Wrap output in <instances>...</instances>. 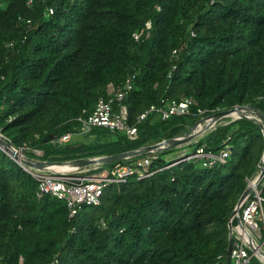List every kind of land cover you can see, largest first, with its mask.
I'll list each match as a JSON object with an SVG mask.
<instances>
[{
    "label": "trees",
    "instance_id": "16d2710c",
    "mask_svg": "<svg viewBox=\"0 0 264 264\" xmlns=\"http://www.w3.org/2000/svg\"><path fill=\"white\" fill-rule=\"evenodd\" d=\"M146 22L149 37L134 41ZM130 76L122 105L135 139L93 128L95 145L52 143L78 135L77 119ZM185 98L194 102L189 114L151 113L136 124L150 106ZM240 106L264 116V0H0V134L16 149L42 152L30 158L112 156L184 136L198 109L206 116ZM226 145V162L212 168L190 159L157 171L174 162L164 159L172 150L162 151L152 176L108 186L98 207L73 218L63 201L38 199L34 179L0 148V264H214L259 171L261 128L245 118L217 125L190 154Z\"/></svg>",
    "mask_w": 264,
    "mask_h": 264
},
{
    "label": "built area",
    "instance_id": "2783aa9c",
    "mask_svg": "<svg viewBox=\"0 0 264 264\" xmlns=\"http://www.w3.org/2000/svg\"><path fill=\"white\" fill-rule=\"evenodd\" d=\"M30 4V1L28 2ZM48 14L53 13V8L46 7ZM150 23L146 22L141 32L132 35L134 41H139L142 35L149 37ZM177 51L174 50L172 55L175 56ZM134 76H130L120 88H114L109 85L107 88V97L99 98L91 114L81 116L77 119L79 122L78 135H87L93 128H105L111 132H124L128 139L133 140L137 137L136 125L129 126L126 124L127 109L122 102L128 92L133 88ZM191 98H185L181 101H162V106H150L137 118L138 124L144 120L147 115L156 113L162 120H167L172 116H183L189 114V108L193 105ZM116 106L117 108H113ZM83 114H85L83 112ZM204 110H197L199 117L204 116ZM73 134H64L52 141L57 146L69 142ZM0 138L2 135L0 134ZM164 141V140H162ZM16 149V148H15ZM29 148L17 149L20 155H24L23 150ZM30 150V149H29ZM36 150H31L35 154ZM23 153V154H22ZM156 152H150L136 162L131 161L128 164L116 168L111 173L96 175H79L74 170L68 172H54L49 168L43 170L33 169L20 165L36 182L38 199L44 196H52L57 200L63 201L69 210V218L76 216L83 206L98 207L101 204V198L104 190L112 184L126 182L128 178L136 176L137 179H144L154 174L150 170L152 162L157 159ZM36 155V154H35ZM229 156V146H225L218 153H206L198 149L194 154L187 157L175 158L172 164L162 169H168L182 161L198 160L203 168H212L216 165L226 162ZM88 168V167H86ZM84 168V170L86 169ZM261 168V162L259 170ZM79 169V168H76ZM259 171L247 181L251 192L246 196L241 205L232 212L228 225V237L230 236L229 251L225 256H218L214 264H264V197L261 194V186L264 183V176L254 185ZM232 214V213H231Z\"/></svg>",
    "mask_w": 264,
    "mask_h": 264
},
{
    "label": "water",
    "instance_id": "95a60500",
    "mask_svg": "<svg viewBox=\"0 0 264 264\" xmlns=\"http://www.w3.org/2000/svg\"><path fill=\"white\" fill-rule=\"evenodd\" d=\"M236 113L238 114L237 117L233 119H249L257 123V125L261 128L263 138H264V116L261 115L259 112H257L254 108L252 107H247V106H240V107H234L229 110H221L215 113H212L210 115H207L206 117L202 118L197 124H194L191 127V132H188L184 134V136L178 137V138H171L168 140L161 141L156 144L148 145L141 147L136 150L128 151V152H123L120 154L112 155V156H101V157H94V158H81V159H75L71 161H65V162H47V161H32L29 159L21 158L20 163L26 167H30L33 169H39L43 170L44 168H48L50 166H55V165H65V164H70L75 166L76 168H86L94 165H107L119 160H127L131 158H136V157H141L145 156L150 152H156L160 153L165 150H172L174 148L180 147L182 145L189 144L193 139H195L197 136L201 134H197L195 132L197 126L201 124L203 121L214 119L215 121H219L222 118H227L230 117V114ZM0 148L16 163L19 162V154L14 148L5 142L3 139L0 138ZM263 153H264V148L263 152L261 155V168L259 170V173L256 177V181L254 182V185H257V182L264 176V161H263ZM19 164V163H18ZM20 165V164H19ZM251 192V187H249V183L247 184L244 192L240 196L237 204L235 205V210L241 205V203L244 201L246 196ZM234 214L232 212L231 216ZM230 225H228V230L230 231ZM230 247V236L228 237V246L227 250L229 251Z\"/></svg>",
    "mask_w": 264,
    "mask_h": 264
},
{
    "label": "rangeland",
    "instance_id": "374dc122",
    "mask_svg": "<svg viewBox=\"0 0 264 264\" xmlns=\"http://www.w3.org/2000/svg\"><path fill=\"white\" fill-rule=\"evenodd\" d=\"M212 114V113H211ZM210 115V114H209ZM207 116V115H206ZM206 116H202L200 117L194 124H197L202 118L206 117ZM235 117H227V118H222L220 119L217 124H215L212 128L206 130L207 126L205 125H199L197 126L195 132L197 134H200L203 132V134L197 136L195 139H193L189 144H186V145H182L180 147H177V148H174L172 149V151H170L169 153H166V155H164V159H167V161H170V160H173L175 158H179V157H184V156H187L191 153L192 151V148L190 147V144H193L195 143L196 141H198L200 138H202L205 133L207 134L208 132H210L211 130H213L217 125H224V124H227L231 121H234L236 119H233ZM204 122V121H203ZM192 127V126H191ZM191 127H189L186 131V133L188 132H191ZM206 130V131H205ZM185 133V134H186ZM71 142H79V143H84V144H90V145H95L97 144V142L95 141V137L94 136H90V135H75V136H72L71 139L69 140L68 143H71ZM14 148V147H13ZM30 149V150H29ZM29 149H25L23 150V153L24 155H20L21 153L19 152V164L22 165L20 162V159L21 158H25L26 159H29V160H32V161H43V160H40L38 159L39 157L42 156V152L41 151H38L36 150L35 151V156H37L38 158L37 159H33V158H30L28 156V153H32L31 152V148ZM14 150L18 151L17 149L14 148ZM22 153V154H23ZM137 159L134 160V162H136L137 160H140L141 158L140 157H136ZM140 158V159H138ZM50 170L52 171H56V172H68V171H71V170H74V172H78L79 175H96L98 176L99 175H102V174H105L107 172V169L104 168V165H94V166H90L88 168H86L84 170V168H79V169H76L75 166L73 165H70V164H65V165H55V166H50L48 167ZM256 175V174H255ZM253 263L255 264L254 260H253Z\"/></svg>",
    "mask_w": 264,
    "mask_h": 264
},
{
    "label": "bare ground",
    "instance_id": "6f19581e",
    "mask_svg": "<svg viewBox=\"0 0 264 264\" xmlns=\"http://www.w3.org/2000/svg\"><path fill=\"white\" fill-rule=\"evenodd\" d=\"M237 116H238V114H236V113H232V114H230V117H237ZM217 122H218V121H215L214 119H210L209 122H208V126H207L206 130L212 128L215 124H217ZM206 130H205V131H206ZM208 131H209V130H208ZM200 134H203V132L200 133ZM205 134H206V133H205ZM263 161H264V153H263Z\"/></svg>",
    "mask_w": 264,
    "mask_h": 264
}]
</instances>
